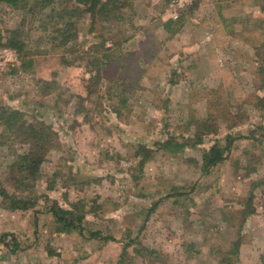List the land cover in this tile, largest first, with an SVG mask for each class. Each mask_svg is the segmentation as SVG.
Returning a JSON list of instances; mask_svg holds the SVG:
<instances>
[{"label": "rangeland", "instance_id": "1", "mask_svg": "<svg viewBox=\"0 0 264 264\" xmlns=\"http://www.w3.org/2000/svg\"><path fill=\"white\" fill-rule=\"evenodd\" d=\"M171 1L133 0L132 10L124 11L122 33L114 37L126 39L122 54L128 57L121 55L119 64L111 65L92 94L85 88L90 74L62 65L36 29L25 30L34 60L29 72L21 69L16 51L0 48L15 55L0 63V107L19 108L29 120L45 121L60 141L41 166L33 209L8 212L0 198V235L13 236L4 238L7 246L0 244V264H117L122 246L133 240L164 254V264H218L237 229L227 219L250 194L255 214L241 226L236 264H264V109L246 102L264 96L261 60L255 56V47L264 54L259 8L264 0H193L180 11L179 25L172 28L176 32L164 26L171 19ZM20 21V12L0 5L3 39ZM77 24L80 52L72 58L102 41L101 31L90 33L88 18ZM104 34L108 37L110 31ZM108 79L130 86L123 94L126 105H117V89L113 100L107 98L106 88L114 81ZM38 81L49 84L39 86ZM219 87L233 112L243 104L244 124L232 130L220 124L218 135L207 137L203 146H187L175 156L156 151L138 170L136 145L153 148L171 136L179 142L189 137V118L206 113L204 89ZM42 91L48 94L41 96ZM77 95L86 100L77 101ZM76 105L84 106L82 115L93 126L74 114ZM215 141L221 146L230 141V152L204 175L201 156ZM8 151L0 146V174L12 161ZM78 202L86 213L82 234L55 233L50 209H69ZM94 232L112 240L91 239ZM124 264L149 263L127 258Z\"/></svg>", "mask_w": 264, "mask_h": 264}, {"label": "trees", "instance_id": "2", "mask_svg": "<svg viewBox=\"0 0 264 264\" xmlns=\"http://www.w3.org/2000/svg\"><path fill=\"white\" fill-rule=\"evenodd\" d=\"M214 1L218 3L223 0ZM132 2L133 0H0V5H5L11 10L21 13L19 27L7 31V36L4 39L0 35V48L16 51L21 61V69L29 72L34 60L33 57H30L31 54H28V44L25 43L27 32L25 30L26 27H30V32L36 29L46 36V40L50 45L49 52L59 55L62 65L82 67L90 74L85 88L87 94H92L95 92L100 80L107 75V70L110 69L111 65L117 66L119 64L117 61L121 59V55L123 58L128 57V55L124 57L122 54L125 52L122 44L126 39L122 38V40L116 41L114 37L122 33L121 22H126L127 18L124 11L132 10ZM259 8L264 13V2L260 3ZM85 18L89 19L90 33H94L96 30L101 31L99 37L102 41L99 45L90 48L87 54L82 52L72 58V55L80 52L77 45V22ZM179 20L170 19L164 23V26L172 29L174 26L179 25ZM105 23L108 24V28L104 27ZM115 25H119L115 31L109 30V27ZM172 30H175L173 32L177 31V29ZM105 31L107 33L110 31V36L106 37ZM255 56L261 60L258 66V74L264 80V54L257 47H255ZM106 67L108 68L106 69ZM108 80L114 81L111 85H108V90L106 88L107 98L113 100V90L117 89V93L113 95L119 100L117 105H126L123 94L126 95L130 92V86L128 88L125 85L121 86L118 79ZM47 84L49 83L46 81H38L39 86ZM47 94L48 91H42L41 96ZM75 98L80 102L86 100V98L78 95ZM204 99L206 102L205 116L199 119L190 117L186 124L185 130L191 134L189 137L182 136L180 137L182 141L179 142L177 137L171 136L164 142L157 143L153 148L144 144L136 145L133 158L136 161L135 165L138 170L141 171L144 165L152 160L156 151H164L175 156L183 152L187 146H203L207 137L218 135L220 124H223L227 130H232L244 124L245 119L242 117L243 104L237 108L238 111L233 112L227 95H224L221 87L216 89L205 88ZM254 99L256 101L252 103L248 99L247 104H253V107L263 110L264 96L260 98L254 95ZM110 102L109 106H111L112 112L119 118L120 111L118 107L113 101ZM74 112L76 115H82L84 106L76 105ZM82 121L92 126L95 124L92 123L90 117L86 116L82 117ZM59 145L58 133L45 121L35 118L29 120L19 108L0 107V146L8 148L9 155L12 156V161L8 163L6 172L0 174L1 208L8 212H25L36 206L38 200L36 185L43 177L41 166L45 163L49 154L58 149ZM231 145L230 141L223 146L215 141L208 149L204 150L201 156L202 174L209 173L215 166L225 161ZM16 147L19 148L18 152L15 149ZM253 199L252 194H250L240 203V209L234 213L232 218L230 216L227 219L229 223H232V226L237 224V229L234 238L228 245V249L221 253L217 261L218 264L238 263L239 249L243 240V235L240 232L241 226L250 216L255 214ZM155 206L156 204L148 211V214L154 210ZM49 212L56 222L55 233L69 234L77 231L82 234V223L85 220L86 213L83 211L81 203H74L69 209L57 206L50 209ZM235 218L237 222L234 224ZM9 236L10 238L13 237L11 234L0 235V244L7 246V243H4V238ZM89 236L91 239L101 241L112 240L109 237H102L99 232L90 233ZM130 242L132 243L122 246L117 264H124L127 258L131 260L138 258L149 264H164V254L161 252L148 249L137 240ZM129 247L132 248L131 255ZM187 247L192 250L191 246L187 245Z\"/></svg>", "mask_w": 264, "mask_h": 264}, {"label": "built area", "instance_id": "3", "mask_svg": "<svg viewBox=\"0 0 264 264\" xmlns=\"http://www.w3.org/2000/svg\"><path fill=\"white\" fill-rule=\"evenodd\" d=\"M193 0H172L169 5V16L172 20H176L179 17L180 11ZM14 53L11 50L4 49L0 51V63L10 61L9 58L14 57ZM3 59V61H2Z\"/></svg>", "mask_w": 264, "mask_h": 264}, {"label": "crops", "instance_id": "4", "mask_svg": "<svg viewBox=\"0 0 264 264\" xmlns=\"http://www.w3.org/2000/svg\"><path fill=\"white\" fill-rule=\"evenodd\" d=\"M241 247V246H240Z\"/></svg>", "mask_w": 264, "mask_h": 264}]
</instances>
